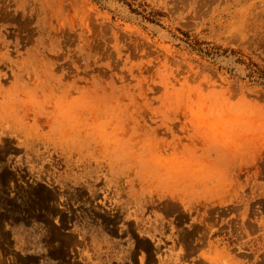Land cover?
Returning <instances> with one entry per match:
<instances>
[{
    "label": "rangeland",
    "instance_id": "374dc122",
    "mask_svg": "<svg viewBox=\"0 0 264 264\" xmlns=\"http://www.w3.org/2000/svg\"><path fill=\"white\" fill-rule=\"evenodd\" d=\"M253 70L264 0H0V264H264Z\"/></svg>",
    "mask_w": 264,
    "mask_h": 264
},
{
    "label": "trees",
    "instance_id": "16d2710c",
    "mask_svg": "<svg viewBox=\"0 0 264 264\" xmlns=\"http://www.w3.org/2000/svg\"><path fill=\"white\" fill-rule=\"evenodd\" d=\"M206 54H209V52H207ZM257 72H258V71L253 70V71L251 72V75L248 74V76L251 77V76L255 75V73H257ZM257 74H258V77H257V78H260V80H261V84L264 86V76L261 74V72H260V73H257Z\"/></svg>",
    "mask_w": 264,
    "mask_h": 264
}]
</instances>
